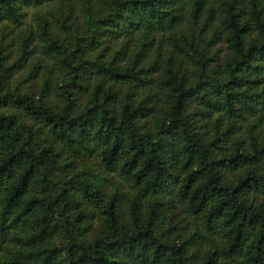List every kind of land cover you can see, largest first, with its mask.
I'll list each match as a JSON object with an SVG mask.
<instances>
[{"label": "trees", "instance_id": "16d2710c", "mask_svg": "<svg viewBox=\"0 0 264 264\" xmlns=\"http://www.w3.org/2000/svg\"><path fill=\"white\" fill-rule=\"evenodd\" d=\"M0 264H264V0H0Z\"/></svg>", "mask_w": 264, "mask_h": 264}]
</instances>
